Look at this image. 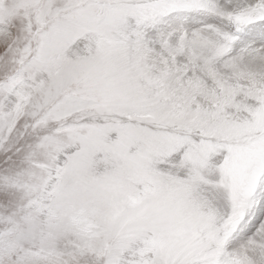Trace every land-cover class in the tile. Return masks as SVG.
<instances>
[{"label":"snow or ice","instance_id":"6c2138e0","mask_svg":"<svg viewBox=\"0 0 264 264\" xmlns=\"http://www.w3.org/2000/svg\"><path fill=\"white\" fill-rule=\"evenodd\" d=\"M0 264H264V0H0Z\"/></svg>","mask_w":264,"mask_h":264}]
</instances>
